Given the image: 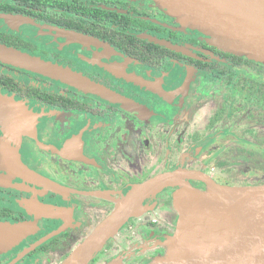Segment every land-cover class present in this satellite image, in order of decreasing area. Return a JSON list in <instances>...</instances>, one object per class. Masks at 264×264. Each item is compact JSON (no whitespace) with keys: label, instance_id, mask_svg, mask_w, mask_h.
I'll use <instances>...</instances> for the list:
<instances>
[{"label":"flooded vegetation","instance_id":"obj_1","mask_svg":"<svg viewBox=\"0 0 264 264\" xmlns=\"http://www.w3.org/2000/svg\"><path fill=\"white\" fill-rule=\"evenodd\" d=\"M0 45L134 105L0 62V94L33 117L0 121L2 155L29 173L0 169V231L34 225L0 251V264H62L134 188L162 174L264 185V65L221 50L154 1L0 0ZM177 189L148 197L90 264L164 256Z\"/></svg>","mask_w":264,"mask_h":264},{"label":"water","instance_id":"obj_2","mask_svg":"<svg viewBox=\"0 0 264 264\" xmlns=\"http://www.w3.org/2000/svg\"><path fill=\"white\" fill-rule=\"evenodd\" d=\"M152 1L182 27L199 31L221 50L264 65V0ZM0 62L60 80L126 108L134 106L79 75L2 45ZM23 119L32 120L33 117L0 94V121L17 127L23 125ZM2 149L0 144V169L22 176L29 174L16 159L10 155L3 156ZM190 179L204 182L207 189L201 191L192 187L187 182ZM171 180L176 183L156 189L157 184ZM169 187H178L172 198L178 214L176 230L164 243L166 254L151 264H264V185L227 188L206 176L182 170L159 175L134 188L62 264H90L130 219L143 213V203L148 197ZM138 188L141 192L135 195L127 210L126 206ZM33 226L27 224L1 230L4 239L0 251L18 245ZM104 264L123 263L113 261Z\"/></svg>","mask_w":264,"mask_h":264},{"label":"rangeland","instance_id":"obj_3","mask_svg":"<svg viewBox=\"0 0 264 264\" xmlns=\"http://www.w3.org/2000/svg\"><path fill=\"white\" fill-rule=\"evenodd\" d=\"M165 216V215H164ZM170 217H172V218H170ZM106 218H104L103 220H101L97 225H99L100 223H102L104 220H105ZM164 219V218H163ZM166 219H168L169 221H171L172 222V224H175V223H177V221H178V218H177V216H176V214H175V211L173 212V214L172 215H170L168 218H166ZM129 222V221H128ZM127 222V223H128ZM126 223V224H127ZM125 224V225H126ZM96 225V226H97ZM96 226L93 228V229H91L90 231H89V233H87L86 235H85V237L86 238H88L92 233H93V231L96 229ZM78 247V246H77ZM77 247L74 249V251L77 249ZM111 251H113V250H111Z\"/></svg>","mask_w":264,"mask_h":264},{"label":"bare ground","instance_id":"obj_4","mask_svg":"<svg viewBox=\"0 0 264 264\" xmlns=\"http://www.w3.org/2000/svg\"><path fill=\"white\" fill-rule=\"evenodd\" d=\"M174 183H176V181L171 180V181H168V182H166V183H164V184H157L158 186L156 187V189H158V188L162 189L164 186H166V185H168V184H174ZM160 189H159V190H160ZM139 192H141V189H140V188H138V190H136V191L134 192L133 197L131 198V200L128 202V205L126 206V209H127V210L130 208V206H131V204H132V201H133V198H134L135 195H137Z\"/></svg>","mask_w":264,"mask_h":264}]
</instances>
